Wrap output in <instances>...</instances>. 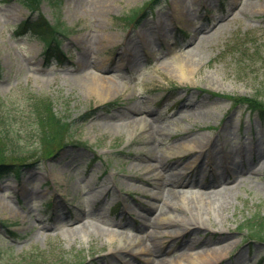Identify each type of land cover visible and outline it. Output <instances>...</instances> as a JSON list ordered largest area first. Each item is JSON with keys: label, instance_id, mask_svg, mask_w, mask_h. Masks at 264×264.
Segmentation results:
<instances>
[{"label": "rangeland", "instance_id": "1", "mask_svg": "<svg viewBox=\"0 0 264 264\" xmlns=\"http://www.w3.org/2000/svg\"><path fill=\"white\" fill-rule=\"evenodd\" d=\"M39 12L64 31L61 60L16 32L25 6L0 0V132L17 148L4 151L35 144L36 94L78 141L0 178V264H168L203 250L222 252L206 264H264V117L228 96L264 99V0H43ZM188 143L207 151L172 152Z\"/></svg>", "mask_w": 264, "mask_h": 264}, {"label": "trees", "instance_id": "2", "mask_svg": "<svg viewBox=\"0 0 264 264\" xmlns=\"http://www.w3.org/2000/svg\"><path fill=\"white\" fill-rule=\"evenodd\" d=\"M30 10V15L23 19L18 25L20 33H28L32 36L41 38L44 43L43 55L48 60L54 56L61 60L65 57V51L60 47L64 31L59 24L51 23L44 14L39 11L42 0H18ZM63 31V32H62ZM1 67V64H0ZM234 104H244L250 110H257L260 115H264V99L257 96H236L228 95ZM36 122V142L31 146L24 145L18 149H28L26 154L15 156L6 153L4 149H17L11 147L13 144L5 135L0 132V178L13 173L19 176L26 166H33L41 159L50 156H57L61 150L71 144L77 143L71 132L72 122L66 117L59 115L53 105L52 99L47 95H34L31 102ZM93 113H85L81 120H87ZM20 152H23L21 150ZM25 155V156H24ZM27 156V157H26ZM259 218L261 232L264 228V217ZM253 226V223H251ZM13 234L15 231L10 230ZM34 264V263H31ZM38 264V262H36Z\"/></svg>", "mask_w": 264, "mask_h": 264}, {"label": "bare ground", "instance_id": "3", "mask_svg": "<svg viewBox=\"0 0 264 264\" xmlns=\"http://www.w3.org/2000/svg\"><path fill=\"white\" fill-rule=\"evenodd\" d=\"M176 16L178 17L177 19H184L183 15L181 13V11H177L176 12ZM188 23V22H183V24ZM113 36V34L111 32H107L105 34V37L107 38L108 41H111V37ZM180 56V55H179ZM182 63L184 62V60L181 61ZM184 65H190L188 62L183 63ZM183 68H185V66H183ZM91 89L101 98H106L110 92H111V84H109V79L107 80V77L104 76H100V75H94L93 79L90 81L89 83ZM184 146V145H183ZM185 149H173V151L176 152H191V153H196L198 156L204 154L207 149H195L194 144L192 143H188L185 146ZM205 152H204V151ZM232 155V152H229ZM197 156V157H198ZM242 170V168H239L237 170L240 171ZM180 173V172H179ZM178 175V173H177ZM163 180L159 183V186L163 187L165 190H167V193H171V195H180L181 194V198L186 202L188 200L187 196L183 195V193H181V190H179L177 188V186L179 185V181L177 180L176 176H170L169 178H165V176L162 177ZM209 201V202H207ZM205 202L207 203V205L209 206V208H212L214 212L218 213L217 210V205H216V201H211V200H205ZM166 214H168L171 217V220H168L167 223H175L177 220L174 216H171V214L173 213L172 209H168L166 212H164ZM203 216V213H201ZM166 219H169L168 217ZM187 224L186 228H192L194 226H201L203 224V222H201L198 219H194L190 222L185 223ZM157 232H162V230H158ZM107 236L109 239H114L116 237H118L120 239V243H121V248H127L128 250H140V251H147L148 249L141 247V245H138L139 243H141V241H136L137 239H130L128 237L120 238L118 236V233L116 230H107ZM210 243V241L208 242ZM213 243V242H211ZM197 244H200L199 241L197 239L193 240L191 247L195 248L197 246ZM132 248V249H129ZM222 252L219 253V250H214L212 252L207 251V250H203V251H189L186 254L182 255V256H178L177 258L168 261V264H206L208 263L213 256H215V258H219V256L221 255Z\"/></svg>", "mask_w": 264, "mask_h": 264}]
</instances>
